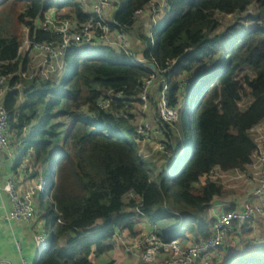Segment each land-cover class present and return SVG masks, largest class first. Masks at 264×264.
<instances>
[{
	"label": "trees",
	"instance_id": "16d2710c",
	"mask_svg": "<svg viewBox=\"0 0 264 264\" xmlns=\"http://www.w3.org/2000/svg\"><path fill=\"white\" fill-rule=\"evenodd\" d=\"M152 1L115 0L112 29L130 33L132 47L137 39L131 32L142 24L133 15ZM252 7L255 12L250 13ZM164 12L155 47L151 36L135 33L145 44L142 55L155 57L159 71L167 69L160 77L168 84V105L177 109L182 97L180 120L192 117L191 143L152 179L144 163L149 159L135 149L139 134L128 107L141 99L150 72L133 65L116 47L71 43L63 81L58 83L57 75L31 74L30 53L19 55L24 28L33 40L60 42L61 36L39 28L45 14L58 20L75 17L80 24L91 16L81 0H0L1 70L11 74L4 98L9 125L25 147L23 155L30 151L35 174L45 165L51 168L45 182L55 214L53 240L38 264H108L92 256L100 258L112 249L108 241L114 230L137 234L133 218H144L139 205L162 238L204 243L214 232L210 208L226 202L221 200L229 192L210 177L251 166L257 151L253 129L264 123V0H171ZM218 14H247L253 25L248 31L238 23L219 30ZM245 66L255 73L247 81L253 101L241 109L244 87L235 74ZM109 90L123 91L124 99L115 98L102 110L99 100ZM130 193L137 197H126ZM164 203L165 214L160 212ZM259 221L264 216L238 224L235 238L222 247L234 254L225 263L226 255L215 257L214 263L264 264V238L248 239Z\"/></svg>",
	"mask_w": 264,
	"mask_h": 264
},
{
	"label": "built area",
	"instance_id": "2783aa9c",
	"mask_svg": "<svg viewBox=\"0 0 264 264\" xmlns=\"http://www.w3.org/2000/svg\"><path fill=\"white\" fill-rule=\"evenodd\" d=\"M53 2L55 0H49ZM84 4L85 11L91 16V19L80 24L73 17L69 19L58 20L52 13H47L44 19L39 22V28L45 32H53L62 37L60 42L51 40L48 42H40L30 38V30L23 38V43L19 49V55L26 52L32 54H42L52 61L64 63V57L67 48L71 43H84L92 45L94 43H102L121 49L127 55L129 61L140 68L150 72L142 84L141 98L146 94V87L152 84L154 79L159 78L161 74L167 71L158 70V62L155 57H144L142 53L135 51L129 40V35L123 27L120 29H112L111 22L114 16L108 18V15L117 11L118 5L115 0H81ZM171 0H153L150 5L154 11H164L169 6ZM112 10V11H110ZM147 9H139L133 19L138 21ZM154 34L151 35V46L155 47ZM173 65L176 60L172 61ZM153 65V67H152ZM0 63V192L9 194L12 207L4 216L7 221L13 219L21 220L30 224L37 213V206L34 201L35 196L46 193L47 186L44 180L37 184L35 188H29L25 192L20 193L17 189L16 181L11 172L10 177L3 176V160L6 157L13 156L11 145L13 134L9 125V113L4 103V98L9 90V79L11 74H6L1 70ZM163 81L162 92L165 94L167 90V82L164 77H160ZM165 86V87H164ZM124 92H116L115 90L107 91L99 100V106L102 110L109 109L115 98L124 99ZM162 109L161 123L172 124L176 121L179 111L174 107H170L165 101ZM149 128L147 125L139 127V137L147 136ZM254 137L257 142V151L253 155L251 166L245 171H234L236 179H251V188L247 190L240 201L234 203L215 202L210 208V215L215 218L212 236L204 243H188L181 239H164L155 232L156 226L151 221V230L145 235L132 242L128 241L119 230H114L113 237L108 243L116 247L118 243H122L126 251L133 254L142 262L147 264H215L214 258L223 257V246L232 241L238 231V224H246L254 222L258 218L264 216V123L253 129ZM222 176L223 174H218ZM216 176V175H215ZM213 176V177H215ZM48 185V184H47ZM126 197L136 198V194L130 193ZM236 201V200H235ZM235 205V209L226 211L230 206ZM138 211L146 219H149L140 210ZM61 222V220H59ZM48 230V229H47ZM47 230L42 235L37 236L38 256L47 251L51 241Z\"/></svg>",
	"mask_w": 264,
	"mask_h": 264
},
{
	"label": "rangeland",
	"instance_id": "374dc122",
	"mask_svg": "<svg viewBox=\"0 0 264 264\" xmlns=\"http://www.w3.org/2000/svg\"><path fill=\"white\" fill-rule=\"evenodd\" d=\"M55 1L59 2L60 0ZM146 9L147 10L144 12V14L139 18V23L142 22V24L140 25V28L138 30L140 33L146 36H151L152 34H154L155 39L162 25L161 19L166 16V12L162 10L156 12L154 11V9H152V5H149ZM250 11V13L255 12L254 7H252ZM247 16V14H218L217 18L222 24L219 30H223L233 23H238L239 27H241L244 31H248L253 25V22L248 19ZM110 17L111 16L108 15V18ZM138 30L136 29L131 32L132 36L137 39L133 49L138 45L137 52L142 53L140 49H143L145 47V44L143 43V41L139 40L140 36L135 33ZM27 31V28L23 29V38L27 35ZM138 40L141 41V43H137ZM30 57L32 59L30 70L31 74L34 73L35 75H43L49 78H55V75H57L59 77L58 83L63 81L65 77L64 63L59 61H52L42 54L30 53ZM183 75L186 76L188 74L185 73ZM157 78L154 79L152 84L146 87V94L143 92L144 96L140 100H133L132 103L129 104V106L127 105L129 107V112L134 117L133 124L137 127V131H139V127L141 125H147L149 128L147 136H140L137 139L138 145L135 147V149L139 153V156L149 159L144 163L148 165L151 171L152 179H156L157 174H160L166 169L167 163L170 162L174 157L177 156V154H179L180 151L189 146L191 143L190 124L192 121V117H189L187 115L185 123L183 119L180 120V116L183 111L182 97L179 98V105L177 106L179 114L176 121L171 125L169 123H165L166 125H163L161 123V108H163L165 101H167V94L166 92L165 94H163V92L161 91V86L163 85L162 79ZM235 78L239 79L244 87L241 90L242 98L239 101V106L241 109H246L253 101L250 95V88L247 81L248 79H254L255 73L249 67L245 66L240 68L236 72ZM183 93L185 94V91ZM69 121L70 119L68 120L67 126H69ZM167 125H169V127L171 128H169ZM11 149L13 153L12 159L14 163H16L21 157L23 158L22 164L18 168L12 169V176L16 181L17 189L18 191H20V193L25 192L29 188H35V186L39 184L42 179H45V181L49 180V178L51 177V168L45 165L43 169L38 172V174H35V167L30 155V151H28L26 155H23V152H25V147L18 140H16L15 136H13L12 138ZM235 175L234 173L230 172L227 174H223L222 176L214 174L210 177L211 180L218 179L223 182L226 188L229 190L228 194L225 197H222L221 201H240L244 194L247 192L248 188L251 186V179H246L247 181H245L244 179H236ZM167 200L170 199L168 198ZM34 201L36 206L38 207V205H41L43 211L45 212V219L48 222L46 230L48 229L47 232L51 241L53 237L55 215L53 212V202L51 196L50 194L45 193L40 196H35ZM165 203L162 205V209L160 210V212L163 214L167 213V205ZM43 211H41V213ZM208 217H210L209 213ZM252 228L253 234L249 237L245 234L244 238L248 237V239H251V236L264 238L262 237L264 235V221H259L255 225V227ZM142 231L143 229L139 230V233ZM119 233L121 235H124L122 231H120ZM243 247L244 244L239 245V248ZM116 248H118L117 251H114L111 254H107L105 257L102 256L100 258H95L94 256H92L93 261L98 262L101 260V263H108L107 261H109L111 264H140V262H142L133 254L127 252L125 246L122 243H118V245L114 249ZM232 254H234V251L232 252L231 250L227 249L225 252L226 258L224 259V261H221V263H225V261L229 260V257ZM131 257H134V259Z\"/></svg>",
	"mask_w": 264,
	"mask_h": 264
},
{
	"label": "crops",
	"instance_id": "0c3cea01",
	"mask_svg": "<svg viewBox=\"0 0 264 264\" xmlns=\"http://www.w3.org/2000/svg\"><path fill=\"white\" fill-rule=\"evenodd\" d=\"M251 186L248 188L250 189ZM243 198V197H242ZM237 201H229L236 205ZM12 201L8 193L0 192V264H38V241L37 236L42 235L46 231L48 222L45 219V212L41 205L37 207L36 218L27 224L21 220L13 219L7 221L4 216L11 210ZM41 211H43L41 213ZM136 235L124 233L126 239L130 242L137 240L151 230V220L134 217ZM143 229L139 233V230ZM145 229V230H144ZM112 249L107 253L111 254L117 251L111 243ZM107 254L103 255L105 257ZM102 257V256H101ZM225 257V251L223 252ZM134 259V257H131ZM222 260L221 258H219ZM108 264H111L107 261ZM101 263V260H100ZM140 264H147L142 263Z\"/></svg>",
	"mask_w": 264,
	"mask_h": 264
},
{
	"label": "water",
	"instance_id": "95a60500",
	"mask_svg": "<svg viewBox=\"0 0 264 264\" xmlns=\"http://www.w3.org/2000/svg\"><path fill=\"white\" fill-rule=\"evenodd\" d=\"M152 67H153V65H152ZM13 164H14V161H13V159L11 157L4 158V160H3V168H4V170L2 172L3 176H5L7 178L11 176V172H12V169H13Z\"/></svg>",
	"mask_w": 264,
	"mask_h": 264
},
{
	"label": "bare ground",
	"instance_id": "6f19581e",
	"mask_svg": "<svg viewBox=\"0 0 264 264\" xmlns=\"http://www.w3.org/2000/svg\"><path fill=\"white\" fill-rule=\"evenodd\" d=\"M45 183H46V182H45V180H44V185H43V188H44V186H45V185L47 186V184H48V183H46V184H45ZM49 245H50V244H49Z\"/></svg>",
	"mask_w": 264,
	"mask_h": 264
},
{
	"label": "clouds",
	"instance_id": "9594fccd",
	"mask_svg": "<svg viewBox=\"0 0 264 264\" xmlns=\"http://www.w3.org/2000/svg\"><path fill=\"white\" fill-rule=\"evenodd\" d=\"M48 182V181H47Z\"/></svg>",
	"mask_w": 264,
	"mask_h": 264
}]
</instances>
